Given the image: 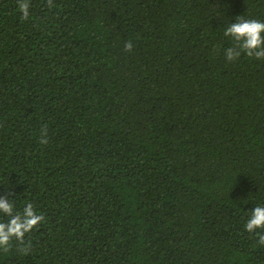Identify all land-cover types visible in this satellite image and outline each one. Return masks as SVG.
I'll return each mask as SVG.
<instances>
[{
  "label": "trees",
  "instance_id": "obj_1",
  "mask_svg": "<svg viewBox=\"0 0 264 264\" xmlns=\"http://www.w3.org/2000/svg\"><path fill=\"white\" fill-rule=\"evenodd\" d=\"M29 2L0 0V196L45 220L0 264H264V59L224 55L264 0Z\"/></svg>",
  "mask_w": 264,
  "mask_h": 264
},
{
  "label": "clouds",
  "instance_id": "obj_2",
  "mask_svg": "<svg viewBox=\"0 0 264 264\" xmlns=\"http://www.w3.org/2000/svg\"><path fill=\"white\" fill-rule=\"evenodd\" d=\"M48 5L53 7L52 0ZM18 8L22 18H29V0H18ZM224 35L232 40V46L224 50L228 61L240 58L242 54L256 59H264V21L247 19L245 15L236 17L235 23L228 24L224 29ZM125 51H131V41L125 43ZM47 143V140H43ZM7 217L5 220L3 217ZM45 217L39 214L32 203H26L22 210H17L15 201L9 200L8 196H0V250L9 251L12 241L18 242V250L28 254L31 250V240L25 241L26 234L37 228ZM249 233L259 236L258 243L264 246V234L257 233L258 229H264V205H257L250 211L245 224Z\"/></svg>",
  "mask_w": 264,
  "mask_h": 264
}]
</instances>
